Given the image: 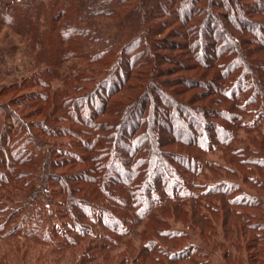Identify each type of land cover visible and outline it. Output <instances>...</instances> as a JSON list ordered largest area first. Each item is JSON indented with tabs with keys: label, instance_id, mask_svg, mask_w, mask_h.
<instances>
[{
	"label": "trees",
	"instance_id": "obj_1",
	"mask_svg": "<svg viewBox=\"0 0 264 264\" xmlns=\"http://www.w3.org/2000/svg\"><path fill=\"white\" fill-rule=\"evenodd\" d=\"M13 6L2 21L37 50L36 81L44 86L40 75L61 78L71 91L81 85L85 92L70 96L69 115L85 136L82 155L63 164L27 132L19 141L33 142L38 152L22 142L8 160L7 170L25 188L26 174L39 182L22 193L29 207L24 234L67 248L89 237L97 241L85 252L103 255L142 220L172 246L150 239L132 264H218L207 251H223L219 264H264V0H16ZM179 50L188 61L178 59ZM119 94L124 98L115 100ZM48 111L47 121H61L62 105ZM175 146L180 150L166 149ZM219 151L241 166L232 169L240 179H207L219 169L209 156ZM75 166L71 185L63 174L57 178L73 226L49 224L56 219L46 216L56 215L52 173ZM170 211H184L188 228L208 243L184 245L179 241L193 234L163 229ZM103 230L113 235L108 244H99Z\"/></svg>",
	"mask_w": 264,
	"mask_h": 264
},
{
	"label": "rangeland",
	"instance_id": "obj_2",
	"mask_svg": "<svg viewBox=\"0 0 264 264\" xmlns=\"http://www.w3.org/2000/svg\"><path fill=\"white\" fill-rule=\"evenodd\" d=\"M14 1L16 0H0V138L3 140L0 141V228L4 229L0 232V264L2 260L6 264H112L113 262L121 264L126 259L127 264H132L141 248L146 245L148 246L150 239H159L165 245L172 246V243L157 236L155 229L151 228L148 221L142 220L136 221L134 231L126 238L124 237L123 241H119L118 239L119 244H116L115 247L112 246V250L109 253L106 252L104 254L103 252V255H99L102 254L100 251L98 253L97 251L85 252L87 244L97 241L89 237L85 239L79 238L80 240L77 245L67 248L64 241L62 243L65 246H59L58 243L51 244L50 241L44 240L41 237L37 238V241L30 240L24 234L27 228H25V224L22 221L27 217L26 211H28L29 207H27L28 200L26 202L22 200L24 197L22 193H28L32 189H38L39 182L34 179L33 175L26 174V180H29V186L25 188L24 183L26 181H20V178L18 179L17 176L10 173L11 171L7 170L8 160L16 159L15 153L22 142V148L29 147L34 154L38 152V147H33V142L44 143V152H53L56 160L63 162V164H66L68 162L67 160L71 162L70 160H74L75 156L82 155L85 136L79 133L81 129L77 126L75 120L74 122L70 121L69 115L73 109L70 103L73 97L70 96L82 98L85 92L82 91L81 85L76 86V90L71 91L72 84L65 85L61 78L49 79L46 76L40 75L44 86L36 81L38 80V72L36 69L37 62L34 59L37 50L35 48L34 50L32 49L33 46L26 37L12 32L2 21L5 15H12ZM161 38L163 40L165 39L163 36ZM176 41L182 42L180 37H176ZM175 54L178 55L180 61H188L186 60L187 54L185 51L179 50ZM165 66H169V63ZM82 93L84 94L82 95ZM124 96L123 94H119L114 99L124 98ZM55 105H62V109L64 110L59 112L62 118L58 123H53L51 119H48V121L46 119L47 114H49L48 110H52ZM42 107L44 110H42ZM101 119L109 120L111 118L106 116ZM161 121L162 118L155 120L159 126ZM56 131L59 133L55 134ZM27 132L35 140L29 143L24 142V140L22 142L19 141L20 137L26 136ZM158 132L166 136L168 134L161 128ZM30 137L27 138L30 139ZM244 137H246V134ZM166 149H169L170 152L180 150L176 146ZM227 156V152L221 153L220 151L209 156L210 159L213 158V160L218 162L219 169L215 172L208 173L207 179L211 178L212 175V179H221L223 177L231 180L240 179L239 175L232 174V169H239V167L241 169V166L231 164L230 161L232 160L229 161ZM2 158L5 159L2 161ZM4 161H7V163H4ZM15 162L12 164L15 165ZM42 163H38L36 167L42 165ZM172 164H175L174 161ZM26 167L29 168L28 165ZM78 168L79 166H75V169L69 171V168H65L55 173L53 172L54 169H52L51 173L53 172V177L52 179L50 178L49 184L57 192L54 204H52L53 214L56 215L49 217L46 214V216L56 219H50L49 224H54V221L58 220L63 228L73 226L72 220L65 216L67 208L63 206L64 197L61 198L58 195L59 191L61 193L63 192L64 185L57 178H60L63 174L64 179L67 181H64L66 185H71L68 174L71 175L77 172ZM161 168L163 169L162 165ZM229 168H231V171L228 170ZM22 169L25 170L26 168L24 167ZM15 185L19 187L18 190L21 191L20 193H13L11 191ZM80 198L77 196V199ZM52 210L50 209V213H52ZM164 216L166 223L162 225L163 229L176 232H189L190 235L193 234V237H195L192 241L184 238V240L179 241L181 244L185 245L189 242H198L202 246H205L208 243L206 237L202 238L200 235H195L197 229L192 230L188 228L186 220H189V217L184 214V211L178 212V214H173L170 211L164 214ZM161 217L163 218V213ZM72 233L70 230L69 234ZM44 235L45 233H41V236ZM70 237L74 238L76 235L72 234ZM111 238H113V235L109 231L103 230V236L99 240V244H108ZM76 239L78 242V238ZM174 244H179L178 240ZM207 252L212 258L211 261L219 264V261L222 260L223 251L215 253ZM104 256L109 257L107 262L104 260Z\"/></svg>",
	"mask_w": 264,
	"mask_h": 264
}]
</instances>
